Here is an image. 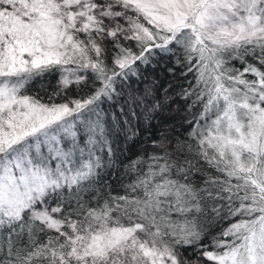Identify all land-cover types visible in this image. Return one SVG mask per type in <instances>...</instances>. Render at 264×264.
Masks as SVG:
<instances>
[{
    "label": "snow or ice",
    "instance_id": "6c2138e0",
    "mask_svg": "<svg viewBox=\"0 0 264 264\" xmlns=\"http://www.w3.org/2000/svg\"><path fill=\"white\" fill-rule=\"evenodd\" d=\"M0 264H264V0H0Z\"/></svg>",
    "mask_w": 264,
    "mask_h": 264
},
{
    "label": "trees",
    "instance_id": "16d2710c",
    "mask_svg": "<svg viewBox=\"0 0 264 264\" xmlns=\"http://www.w3.org/2000/svg\"><path fill=\"white\" fill-rule=\"evenodd\" d=\"M167 65H157L154 71L149 70L146 75L149 76V81L155 79L158 81V84L161 86H166L169 80V74L165 71ZM146 81L145 83H147ZM142 87V85H141ZM171 91V89H169ZM162 91L158 92L157 95H162ZM169 106H166L167 110H163L159 113H156V118L150 124L140 123L139 128L140 132L136 139L132 142H129L126 145V155L134 156L145 147H147V141L155 139L159 136V133L162 129H167L175 127L178 130L182 123L180 105L178 103L169 102ZM144 141V143H141Z\"/></svg>",
    "mask_w": 264,
    "mask_h": 264
}]
</instances>
